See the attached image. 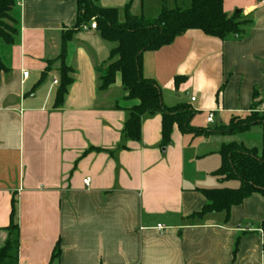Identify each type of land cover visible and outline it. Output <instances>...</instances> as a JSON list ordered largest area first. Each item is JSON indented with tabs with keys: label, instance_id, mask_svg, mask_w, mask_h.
<instances>
[{
	"label": "crops",
	"instance_id": "1",
	"mask_svg": "<svg viewBox=\"0 0 264 264\" xmlns=\"http://www.w3.org/2000/svg\"><path fill=\"white\" fill-rule=\"evenodd\" d=\"M180 3L98 0L119 10L131 4L132 15L148 19L183 10ZM224 11L250 21L241 39L192 30L144 55V77L158 83L167 107L190 105L195 128L227 126L264 103V0H224ZM12 15L19 36L12 46L0 41V248L15 208L18 264H264V196L246 199L228 218H192L207 204L201 191L240 187L215 176L222 147L262 151L264 125L207 137L175 127L164 150L155 115L143 120L141 141H124L128 110L138 102L127 100L121 76L99 91L97 68L114 45L98 31H80L67 44L74 81L55 108L62 36L76 26L77 0H20Z\"/></svg>",
	"mask_w": 264,
	"mask_h": 264
},
{
	"label": "trees",
	"instance_id": "2",
	"mask_svg": "<svg viewBox=\"0 0 264 264\" xmlns=\"http://www.w3.org/2000/svg\"><path fill=\"white\" fill-rule=\"evenodd\" d=\"M19 2L20 0H0V41L8 46L14 45L19 36V23L12 15ZM130 10L131 4L119 10L100 7L98 0H77L76 26L62 36V50L58 58L62 67L56 109L63 106L74 81L71 77L72 70L64 64L67 44L81 31L83 25L95 21L100 37L114 45L109 62L97 68L99 91L109 90L116 83L117 77L121 76L127 100L138 102L128 110L123 131L124 141H141L143 120L155 115L162 118L161 147L164 150L172 142L175 127L183 135L207 137L242 134L264 125V114L254 110L245 118H233L227 126L195 128L192 126V120L197 112L188 104L167 107L163 101L161 87L143 75L144 55L147 52L159 51L189 31L198 30L221 41L241 39L246 33L245 27L250 24L241 12L229 17L224 11V0H191L189 9H164L155 19L142 15L134 16ZM121 13L124 15V21L120 19ZM4 70L5 66L0 57V72ZM182 80L177 78L176 86H179ZM220 156L222 165L215 176L219 177L221 182H239L240 187L201 191L207 199V204L192 218L201 219L218 213H225L228 218L232 208L241 206L246 199L255 194L264 196V149H247L243 145L233 143L224 145ZM261 229L264 248V221ZM6 231L9 234L0 248V264H18L20 235L15 208L11 213V225ZM60 257L61 246L58 244L52 259L54 261Z\"/></svg>",
	"mask_w": 264,
	"mask_h": 264
},
{
	"label": "built area",
	"instance_id": "3",
	"mask_svg": "<svg viewBox=\"0 0 264 264\" xmlns=\"http://www.w3.org/2000/svg\"><path fill=\"white\" fill-rule=\"evenodd\" d=\"M98 29H97V24H96V22L95 21H93L91 24H89V25H83L82 27H81V31H83V32H87V31H97ZM24 79H27L28 77H29V73H24ZM55 84H58V82L57 81H55L54 82ZM192 101H195V99H193ZM260 113H263L264 114V103L261 105V107H260V109L258 110ZM208 123H210V124H212V123H214V119H213V115H210L209 117H208ZM89 180H86L84 183L86 184V185H89ZM158 229L160 230V231H163L164 230V227L163 226H161V225H159L158 226Z\"/></svg>",
	"mask_w": 264,
	"mask_h": 264
},
{
	"label": "rangeland",
	"instance_id": "4",
	"mask_svg": "<svg viewBox=\"0 0 264 264\" xmlns=\"http://www.w3.org/2000/svg\"><path fill=\"white\" fill-rule=\"evenodd\" d=\"M158 1L163 3L164 0H158ZM168 4L169 5L171 4V0H168ZM186 5H187V3L183 2V0H181L180 7L183 8V10H187L190 8V7H186Z\"/></svg>",
	"mask_w": 264,
	"mask_h": 264
}]
</instances>
